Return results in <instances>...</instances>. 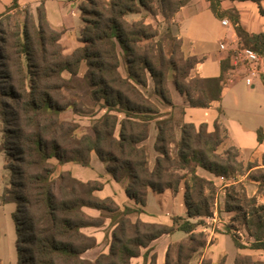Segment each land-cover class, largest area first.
Wrapping results in <instances>:
<instances>
[{"label":"trees","instance_id":"16d2710c","mask_svg":"<svg viewBox=\"0 0 264 264\" xmlns=\"http://www.w3.org/2000/svg\"><path fill=\"white\" fill-rule=\"evenodd\" d=\"M18 1L12 0L9 9L17 8ZM189 1H81L79 8L84 21L80 36L82 45L67 55L60 45L61 31L50 25L43 4L37 9L40 26L35 31L37 36H33L24 24L22 32L14 33L9 40L2 35L0 27V57L5 56L2 48L5 51L14 48L19 58L15 62V71L24 73L28 68L25 76L29 78L31 99L27 105L31 109L38 106L43 112H56L52 100L45 97L37 99L36 88L41 72L49 71L60 76L62 71L68 70L77 74L82 62L88 66L85 77L92 86L94 99L107 108L104 116L94 123L92 131L80 137L69 150L57 140H49L42 131L26 133L22 129H8L6 153L12 160L9 166L12 179L10 186L0 195V206L9 202L17 205L12 213L17 233V264H130L131 258L140 254L141 247H147L154 239L175 231L186 233L188 239L168 245L165 264H188L193 254L205 246L206 239L194 236L197 226L203 221H194V218L214 215L217 186L213 179L199 175L196 166L217 176H225L235 169L237 161L234 155L227 152L228 157L221 158L217 152L222 142V130L230 137L229 132L219 120L215 122V129L208 131L205 123L196 126L193 122L177 121L173 114L162 116L160 108L141 90L147 87L149 74L154 80L155 93L166 104L173 105L167 86V71L174 70L175 88L186 95L191 106L208 107L214 101H221L229 58L221 62L219 76H191L190 70L198 60L185 58L180 53L181 38L171 33L176 13ZM209 2L217 18L228 16L241 47L252 48L264 56V32L250 33L242 25L237 11L223 10L221 0ZM259 8L264 15V8L261 5ZM142 10L165 18L169 29L168 46L163 40L155 39L159 30L151 23L143 18H127L129 13ZM2 16L4 14L0 13ZM176 26L179 29L178 23ZM122 61L126 66L125 76L119 69ZM6 68L9 69V65ZM117 112L123 117L120 118ZM153 121L158 131L155 149L160 155L154 167H150L146 148L141 143L148 138ZM257 138L260 143L264 141V127L258 128ZM93 151L115 180L127 179L125 192L135 200L137 208H121L113 198L97 196L95 191L101 189L102 184L82 181L69 170L62 171L57 178L53 177L56 166L50 161L52 157L60 163L89 166ZM254 167L262 169L260 164L252 162L247 168L251 170ZM180 170H188L190 177L181 174ZM248 178L261 185L264 173L249 175ZM182 183L186 217L174 216L172 225L140 219L132 222L129 219L130 214L143 211L149 189L159 193L166 189L176 191ZM85 207L106 212L114 226L109 252L100 254L95 260L83 256L85 251L96 245V239L84 233L82 228L99 226L103 221L87 213ZM224 210L235 213L233 220L242 222L250 238L243 241L234 232V225H227L226 233L231 234L236 248L264 251V203H259L256 196H249L242 183L232 184L226 193ZM148 255L149 251L145 253L146 259ZM148 264H157V253L151 255ZM201 264L214 263L203 260ZM235 264L264 262L250 255H240Z\"/></svg>","mask_w":264,"mask_h":264},{"label":"rangeland","instance_id":"374dc122","mask_svg":"<svg viewBox=\"0 0 264 264\" xmlns=\"http://www.w3.org/2000/svg\"><path fill=\"white\" fill-rule=\"evenodd\" d=\"M11 4L12 1H10V4L6 5L1 12L4 14V16L0 17V27L3 30L2 35L10 40L14 33L19 31L22 32L24 24H27L31 34L33 36H37L35 31L39 30L40 27L38 25L37 9L41 4L38 6H32L31 4L20 6L19 4L17 8L9 9ZM127 18L129 20H138L141 18L145 19L146 22L151 23L154 28L159 30V35L155 37V39L163 40L165 46L169 45L170 39L168 37V23L162 15L159 14L158 16H155L145 10H142L141 12L129 13ZM226 18H228V16H226ZM176 23L179 24L177 18L172 22L171 33L180 39L181 36ZM202 24L203 27L198 24L194 26V31H203V29H206L207 31L209 30L210 32L212 31V33H209L210 38L206 39L207 43L212 46L217 43L218 35L222 34L225 28L227 30L230 29L227 27L222 28L224 26H222L215 19L210 11L204 15ZM231 25L233 24L231 23ZM48 35L51 36L50 33ZM188 40V38L184 40V47L183 39H180V53H182L185 58L191 57L198 60V56L192 55L190 54V51H187L186 48L189 44ZM228 43H230L229 47L231 48L236 45L241 46L239 37H237L235 42L229 40ZM60 45L62 47V52L66 55L75 50L66 52L61 41ZM2 47L4 46L2 45ZM2 51L5 56L0 57V195L4 193L6 187L10 186L12 179V170L9 167L12 160H10L6 153V149L9 146L7 144V137L9 135L8 129H15V131L22 129L26 133L42 131L49 140L55 139L62 145V147L69 150L75 146L76 141L80 137L90 133L96 120L104 116L107 112V108H103L100 102H97L92 95V86L85 77V73L88 69L86 62H82L77 74H72L68 70L62 71L60 76H57L49 71L48 73L41 72L39 75L38 87L36 88V93H38L37 99L41 100V98L45 97L46 99L49 98L52 100V104L56 106V112L54 114H49L48 111L43 112L38 106L31 109L27 105L31 99L29 78L25 76V72L26 75H28V68H25L24 73L16 72L15 62H17V59L19 60V58L16 53H14V48H7L6 51L5 48H2ZM229 53H231V51ZM7 55L9 58H6ZM25 63L26 61L24 64ZM6 65H9V69L6 68ZM228 65L229 69L226 82H228L229 78L235 74L230 70V67L232 68L231 63ZM262 66L264 67V56ZM119 69L124 76L127 75L126 66L123 61L121 62ZM190 71V75L194 76L192 70ZM175 76L176 73L174 70L167 71V86L172 100L175 101V104L173 105L166 104L155 93L154 80L149 74L148 85L145 88H141V90L160 108L161 111H163L162 114H170L173 112L181 119L182 105L177 104L176 100L180 101L182 94L177 92L175 88ZM253 80L254 85H249L246 83L244 76L236 78L233 93L236 95V98L239 99L240 104L237 106L236 103H234L235 98H233V101L229 104L227 109L229 116L228 119L242 117L244 118L246 124L247 122H250V126L263 121L264 71H260L258 75L253 77ZM13 91L15 94H12ZM118 115L120 118L123 117V114L118 113ZM228 122L230 123L231 121ZM235 127L236 126H234V128ZM157 132L156 124L153 121L150 125L148 138L141 143L146 148L150 167H154L156 158L160 155L155 149ZM221 136L222 142L218 146L217 152L221 158L228 157L229 154L227 152H230V154L235 156L237 162L235 163V169L225 175L224 179L218 178L213 172L199 165L196 166V171L199 175L202 176L204 173H213L212 175L218 179L216 183L217 191L214 200V216H203L199 219L194 218V221H200V219L203 221L197 226L194 236L196 239H206V244L203 248H199L198 251L193 254L188 264H201L203 260H212L214 264H235L236 258L240 255H250L254 259L262 260L264 262V251L249 248H236L231 234L226 233L225 229L227 225H234L236 229L234 232L238 233L243 241L247 242L250 238L242 222L233 220L235 213L226 212L224 210L226 193L232 184L238 185V183H242L249 196H256L259 203H264V182L259 185L250 181L248 178L249 175L259 176L264 173V155H256L253 152L249 153L247 151H241L240 148L233 144L232 140L229 136H227L224 130H222ZM92 157L95 158V160L91 166L89 165L88 167L74 162L60 163L55 157H52L50 161L56 166L53 177L57 178L60 173L67 170L66 168L68 167L84 178L92 174H96L98 179H78L82 181H96L102 184L103 187L107 181L105 174H100L99 167H102L104 173L107 172L105 168H103V162L98 158L96 152H91V159ZM250 162L253 164H260L262 169L254 167L251 170H248L247 167ZM192 166H195V163H192ZM179 172L181 174H188V177H190L188 170H180ZM238 179L243 180L240 181ZM126 182L127 179L123 178L119 181V184L122 187H125ZM181 187H184L183 183L181 184ZM238 189H240V187H238ZM178 191L179 189L175 192L177 193ZM253 191H256L255 194L252 193ZM155 195L157 196L158 194L154 193V196ZM151 201L155 202L156 198H152ZM16 208L17 205L15 202H9L0 206V264H17V233L15 222L12 217V213L16 210ZM167 208L174 212L177 207L170 203L167 204ZM108 215L109 214L106 212H101L100 216L96 218L97 220H102L104 223L105 218ZM134 215L135 214L129 215V219L132 222L137 220ZM104 231L109 232L110 226H107ZM199 233H203V235H199ZM183 239H188V235ZM104 240L106 241L105 238ZM179 241L180 240H176L172 242L175 243Z\"/></svg>","mask_w":264,"mask_h":264},{"label":"crops","instance_id":"0c3cea01","mask_svg":"<svg viewBox=\"0 0 264 264\" xmlns=\"http://www.w3.org/2000/svg\"><path fill=\"white\" fill-rule=\"evenodd\" d=\"M10 1L12 0H0V13L6 5L10 4ZM80 1L81 0H19L18 2L20 6H24L26 4L38 6L40 4H43L45 7L48 22L54 29L62 32L60 41L63 44L65 51L71 52L72 50L82 45L80 36L84 27V21L82 19L81 10L79 8ZM260 5L264 8V0H261L260 3L251 0H221L222 9L237 11L239 13L242 25L250 33L264 32V15L260 13ZM209 11L213 14L215 19L222 26H224L222 28H230L228 30L225 28V30H223V33L218 35L217 43H215L213 46L209 45L206 41L207 38H210L209 33H212V31L210 32L206 29H203V31H194V26H196L197 24L199 26L202 25L203 27L202 20L204 18V15H206ZM176 18L179 22V34L183 39V42L186 38L189 39V44L186 48L187 51H190V54L192 55L198 56V62L192 69L194 76H219L222 72L221 62L229 56V50L221 49L220 45L221 43H226L228 44V46H230V43H228L229 40H232L233 42L237 40L238 36L234 26L231 25L229 27L222 24V19L226 18V16L221 19L217 18L210 9L209 0H190L176 13L174 20H176ZM261 71H264L263 66H261ZM227 74L228 71L226 72V75ZM235 80H228V82L225 81L221 101H214L208 107L191 106L186 95L184 96V94H182L180 101L176 100L177 104L182 105V118H178L176 113L172 112L170 114H173L176 120L180 122H193L196 126L205 123L207 125L208 131H213L215 129L214 125L216 120H219V122H221L227 128L233 144L240 148L241 151H247L249 153L253 152L256 155H264V141L260 143L257 138L258 128L264 127V116L263 121L252 126L249 125L250 122H247L246 124L244 118L242 117L228 119L229 116L227 109L229 104L233 101V98H235L234 103H236L237 106H239L240 104L239 99L236 98V95H234L233 93L234 85L236 84L234 83ZM173 102L175 104V101ZM162 112L163 111H161V113ZM170 114H162V116H168ZM228 121H231V124ZM234 126L236 127L234 128ZM94 160L95 158L92 157L91 164ZM103 165V168H105L106 170V165L104 162ZM66 169L70 170L74 176L82 180L98 179L96 174H92L84 178L68 167ZM99 169L101 175L105 174L107 182L101 189L96 190L95 194L101 198H113L121 208H123L124 206L137 208L138 204H136L135 200L130 198L126 194L125 187H122L119 184V181L115 180L107 170V173H104L102 167H99ZM212 174L213 173H204L202 176H205L209 179L213 178L215 183H217V179L221 177L217 176L218 178H216ZM238 180L242 181L243 179ZM255 192L256 191H253L252 193L255 194ZM154 193H157L159 196H154ZM154 197L156 198V201L152 202L151 200ZM170 203L177 207L174 212L167 208V204ZM84 209L93 217H98L101 214V211L95 208L85 207ZM132 214H135V218H139L144 222H157L172 225L174 216H187V207L184 198V187L182 188L180 186L177 193L172 189H166L161 193L149 189L147 194L146 206H144L143 211L140 213ZM107 226H110L109 232L104 231ZM113 229L114 226L112 225L111 218L109 216H107L104 223L99 226L83 227L82 231L84 233L93 236L96 239V245L85 251L83 256L90 260H95L100 254L108 253L110 250ZM186 236L187 234L182 231L163 234L150 242L147 247H141L140 254L138 256L132 257L130 260V264H148L153 253H157V264H165V254L170 242L181 240ZM104 238L106 239V241L104 240ZM147 251H149V255L146 259L145 253Z\"/></svg>","mask_w":264,"mask_h":264},{"label":"built area","instance_id":"2783aa9c","mask_svg":"<svg viewBox=\"0 0 264 264\" xmlns=\"http://www.w3.org/2000/svg\"><path fill=\"white\" fill-rule=\"evenodd\" d=\"M222 24L230 26L231 21L228 18L222 19ZM221 49L229 50V60L232 65L231 71L235 73L229 81H233L237 76H244L246 83L254 85L253 77L258 75L261 71L263 62V56L252 48L241 47L236 45L235 47H229L226 43H221ZM231 48V49H229ZM224 179V176H221Z\"/></svg>","mask_w":264,"mask_h":264}]
</instances>
